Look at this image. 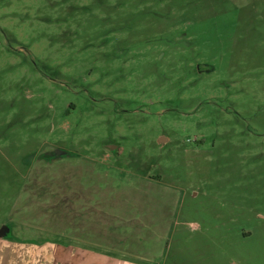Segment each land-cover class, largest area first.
<instances>
[{
  "label": "rangeland",
  "instance_id": "374dc122",
  "mask_svg": "<svg viewBox=\"0 0 264 264\" xmlns=\"http://www.w3.org/2000/svg\"><path fill=\"white\" fill-rule=\"evenodd\" d=\"M2 226L264 264V0H0Z\"/></svg>",
  "mask_w": 264,
  "mask_h": 264
},
{
  "label": "crops",
  "instance_id": "0c3cea01",
  "mask_svg": "<svg viewBox=\"0 0 264 264\" xmlns=\"http://www.w3.org/2000/svg\"><path fill=\"white\" fill-rule=\"evenodd\" d=\"M117 235L119 236L112 233L110 237L118 238ZM102 236L106 240H100L97 232L82 227L75 231L73 236L69 235L67 242L53 241L42 244L36 251L28 249L25 251L26 255L21 254L15 258L9 254L2 261L3 264H156L161 258L163 262L166 258L165 255L159 259L153 258L151 254L146 253L150 248L142 244L138 249L132 248L130 245L133 240L128 238L130 234L127 235V241H124L122 234V239L114 242L107 239L108 236L103 233Z\"/></svg>",
  "mask_w": 264,
  "mask_h": 264
},
{
  "label": "water",
  "instance_id": "95a60500",
  "mask_svg": "<svg viewBox=\"0 0 264 264\" xmlns=\"http://www.w3.org/2000/svg\"><path fill=\"white\" fill-rule=\"evenodd\" d=\"M10 230L7 226H2L0 228V239L5 238L9 234Z\"/></svg>",
  "mask_w": 264,
  "mask_h": 264
}]
</instances>
